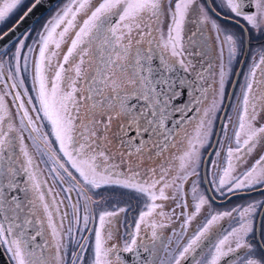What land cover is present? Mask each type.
Wrapping results in <instances>:
<instances>
[{"label":"snow or ice","instance_id":"6c2138e0","mask_svg":"<svg viewBox=\"0 0 264 264\" xmlns=\"http://www.w3.org/2000/svg\"><path fill=\"white\" fill-rule=\"evenodd\" d=\"M0 85L9 264H264V199L203 216L200 189L210 165L221 197L264 195V0H65L0 55Z\"/></svg>","mask_w":264,"mask_h":264},{"label":"flooded vegetation","instance_id":"af4514ba","mask_svg":"<svg viewBox=\"0 0 264 264\" xmlns=\"http://www.w3.org/2000/svg\"><path fill=\"white\" fill-rule=\"evenodd\" d=\"M31 1L32 0H25L24 5L19 9V11L15 15H13L9 20H7L6 23L0 24V34L2 32H4L6 29H8L21 16V14L26 10V8L31 4ZM64 3H65V0H60L47 14H45L39 21H37L28 31H31L32 34H33V36H34L35 35V32H37V31H39L41 29V26L44 24V22L51 15H53L60 7H62ZM236 30L238 31V29H236ZM20 38H23V36L20 37ZM17 41H15L8 49H6L0 55H2L5 52L11 54V52L14 51V48H15V45H16ZM29 42H30V40H29ZM255 43L256 42L253 41L254 47H255ZM243 58L244 57H242L241 59H243ZM248 59L250 60L251 59V56H249ZM239 66H240V64H236L235 65V68L238 70ZM242 68H243V70L245 72L247 71V66L246 65H243ZM179 78H181V74L178 73L177 74V79H179ZM232 79L233 80H235V79H241L242 80V77H235V76H233ZM231 86H232L231 83L227 86V91L228 92H229ZM2 87L3 86L0 85V89H2ZM233 90H235L237 92L239 91L238 88L233 89ZM7 102L9 103V106L10 105L12 106L13 113H14V118H15V108H14V105L12 104L11 97H7ZM25 103H27V98L26 97H25ZM230 114L234 115V113H230ZM25 141L28 144L29 149L30 150L32 149L33 154L35 156L37 155L38 159L40 160V157L36 153L35 148L32 146L31 142L27 139V134H25ZM203 156L206 159L207 156H208V152H206V151L203 152ZM213 159H215V157H213ZM44 167H45V165H44ZM206 168H207V178L206 179H202V182L200 183V189H201V191L205 192V194L213 202L211 204V209H209L208 207L205 208L204 212L202 213L203 216H207L210 211H224V210L230 209L231 207H233V206H235L237 204H242V203L246 202L248 199H256V200L264 199V195H261V193H259V192H254V193H251V194L242 193V194H240V196H233L230 199L228 198L227 195L224 196V197H221L219 193L215 192L208 185V181H210L212 179V176H213V173H214L215 169H212L210 165L209 166H202L201 169H200V177L201 178H204L205 177ZM45 170H46L47 174L49 175V172H48V170H47L46 167H45ZM49 181L50 182L53 181L51 179L50 175H49ZM55 185H57V184H55ZM188 187H190V185H188ZM104 195L109 196L110 194L107 193V192H105ZM73 196L75 198V195L74 194H73ZM111 196L114 199H125V200L127 199V197L121 198L118 194H111ZM74 202H75V199H74ZM129 215L130 216H133V215H135V213H130ZM229 223H230L229 220L227 218H225L224 220H222L220 222V225L219 226H223L224 228H227L228 225H229ZM117 224L118 225L122 224V220L121 221H118ZM195 226H197V222L196 221L193 222V227H195ZM164 231H165V234L166 235H170V230L169 229H165ZM190 231H191V229H190ZM119 236H121V237L123 236V228L122 227L120 228ZM120 242L122 243V240ZM123 255H125V257H127L128 254H123ZM7 257H8V255H7Z\"/></svg>","mask_w":264,"mask_h":264},{"label":"water","instance_id":"95a60500","mask_svg":"<svg viewBox=\"0 0 264 264\" xmlns=\"http://www.w3.org/2000/svg\"><path fill=\"white\" fill-rule=\"evenodd\" d=\"M58 1L60 0H41V4L36 9H34L33 12L29 14V16L23 22L17 25V21L20 18L19 17L8 29L2 32L0 35H2L5 32H8L9 29L13 28V26L15 25V31L9 33L8 36L0 40V54L4 52L6 49H8L20 37H22L23 34L26 31H28L37 21H39L52 7H54ZM242 66L243 65L240 64L238 70L241 69ZM231 91H233V86H231L229 92ZM0 264H9V259L6 253L4 252L3 248H0Z\"/></svg>","mask_w":264,"mask_h":264},{"label":"rangeland","instance_id":"374dc122","mask_svg":"<svg viewBox=\"0 0 264 264\" xmlns=\"http://www.w3.org/2000/svg\"><path fill=\"white\" fill-rule=\"evenodd\" d=\"M32 1H31V3H32ZM9 107L12 108L11 105ZM13 116H14V113H13ZM31 151H32V149H31ZM33 156L35 157L37 163L39 164V169H40V172L42 173V177L41 178L47 182V187H50V188L53 189L52 195L56 196L58 200H62L63 199V193L60 192L59 185H55V183L53 181L52 182L49 181V175L47 174V172L45 170L44 163H41V161L38 159L37 155L35 156L33 154ZM73 194L75 195V193H73ZM73 194H72V196H73ZM102 195L103 196H106V195H104V193H102ZM74 199L75 198L73 196V202H74ZM67 205H68V201L67 200H64L63 204L60 205L61 213H63L64 211L68 210ZM70 218L71 217H69V219ZM66 227H67V221H65V228Z\"/></svg>","mask_w":264,"mask_h":264}]
</instances>
